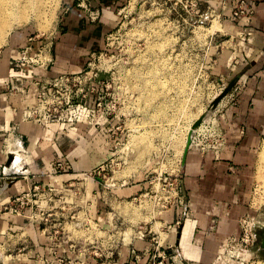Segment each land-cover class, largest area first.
Returning a JSON list of instances; mask_svg holds the SVG:
<instances>
[{
  "label": "crops",
  "instance_id": "obj_1",
  "mask_svg": "<svg viewBox=\"0 0 264 264\" xmlns=\"http://www.w3.org/2000/svg\"><path fill=\"white\" fill-rule=\"evenodd\" d=\"M67 1L70 11L57 32L47 36L15 35L0 52V162H7L1 152L4 130L17 126L19 136L24 137L33 149L29 167L34 175L30 180L19 177L13 182L0 183L3 202L13 200L35 184H52L56 190H69L74 187L75 179H83L80 173L98 168L112 155L110 124L102 121V125L95 127L82 123L77 131L67 132L60 124L43 127L37 123H24L23 110L36 103V97L23 98L8 91L15 75L9 61L19 58L25 47H30L32 54L46 47L47 58L53 60L47 70L35 69L29 75L23 74L28 81L81 71L91 54L104 48L106 36L119 26V9L126 3V0H89L91 7L100 11L99 19L93 22L79 6V0ZM198 1L204 12L212 9L219 14L224 29L232 35L234 51H227L220 61L223 63L229 58L236 64L231 69L221 64L217 72L223 75L229 69L230 73L234 71V77H240L237 85H241V90L233 89L215 113L226 140L222 150L217 154L194 145L190 148L175 178L177 195L161 203L155 218L162 233L153 231L146 240L137 242L135 239L149 253H144L142 260L135 262L130 243L113 252L99 251L96 247L84 251L86 243L83 239L73 238L74 230L61 231L55 239L43 232L38 222L0 214V264H148L150 250L157 246L156 242L168 249L167 264H216L227 239L240 236L242 216L264 218V209H255L252 203L257 159L264 141V0ZM240 6L245 7L248 14L253 10L250 21L248 14H234ZM225 55L228 58H224ZM235 94L239 100H235ZM56 160L70 162L76 176L57 174L47 177L46 172ZM145 186L142 179L123 185L118 189V199L127 200L142 194ZM105 188L96 181L89 183L94 198L88 209L93 219L104 220L103 223H106L109 204L105 198L97 199L96 194L101 196ZM71 190L74 194V188ZM65 194L59 195L60 198L66 197ZM185 203L192 213L178 226L177 222L187 211ZM55 214H59V209ZM168 226L172 227L168 229Z\"/></svg>",
  "mask_w": 264,
  "mask_h": 264
},
{
  "label": "rangeland",
  "instance_id": "obj_2",
  "mask_svg": "<svg viewBox=\"0 0 264 264\" xmlns=\"http://www.w3.org/2000/svg\"><path fill=\"white\" fill-rule=\"evenodd\" d=\"M66 2L49 0L45 14L37 19L32 17L12 30L0 52L15 35L47 36L57 32L70 11ZM119 10V26L106 36L104 48L93 52L101 56L88 61L95 71L105 75L104 79L108 77L106 84L110 87L107 98L111 120L107 123L111 128L112 155L105 162V178L99 183L96 181L99 185L107 183L101 196L96 194V198H105L109 210L101 230L84 228L76 234L83 240L92 238L101 249L107 241L113 249L122 246L125 237L124 243H133L141 229L162 233L155 221L161 208L158 209L157 202L159 198L177 195L175 178L182 169L184 142L190 128L200 117L217 118V108L211 109V106L233 81L231 91L241 90V85H237L240 77H234V71H229L236 62L228 55L224 56L228 61H220L227 51L234 50L232 35L224 29L219 14L206 11L201 19L186 0H126ZM215 22H219L218 27H213ZM221 64L230 67L223 75L217 72ZM234 98L239 100L237 94ZM263 148L264 141L259 150L252 193V203L260 211L264 209ZM166 177L173 186L165 187ZM140 179L146 186L138 199H133L135 196L118 199L121 186ZM252 216L256 220V241L248 259L241 256L237 261L245 259L248 261L245 264H264V218ZM66 229L74 230L70 225ZM219 256L216 264H238L236 257Z\"/></svg>",
  "mask_w": 264,
  "mask_h": 264
},
{
  "label": "built area",
  "instance_id": "obj_3",
  "mask_svg": "<svg viewBox=\"0 0 264 264\" xmlns=\"http://www.w3.org/2000/svg\"><path fill=\"white\" fill-rule=\"evenodd\" d=\"M187 4L199 14L200 18L204 17L203 9L198 0H186ZM79 6L84 8L91 21H96L100 17V11L91 7L89 0H79ZM208 13L213 15L214 10L208 9ZM236 16H247V10L245 7L240 6L234 11ZM253 10L248 14V20L250 21ZM48 50L46 47L41 48L37 53L32 54L30 47L22 49V55L17 59H11L9 61L10 67L14 70L15 75L12 83L8 86V91L14 95H20L25 98L30 95H35L36 103L27 105L23 110V122L24 123H37L45 127L49 124H60L64 131L75 132L79 129V125L87 123L93 126L102 125L101 122L105 121L107 124L110 121L111 109L108 105V90L109 85L108 77L104 79V74L99 73L92 68L91 62L88 63L85 69L74 73H64L56 77H44L36 78L28 81L23 74L29 75L31 71L35 69H49L53 60L47 58ZM101 55L97 53L91 54V60H96ZM125 101V100H124ZM124 115V114H123ZM122 115V116H123ZM5 137L1 152L7 157V162H0V183L4 181L13 182L15 179L22 177L26 180H30L34 175L29 165L32 160L33 149L27 145L24 137L19 136L18 127L14 126L10 129L4 130ZM199 139V143L196 141ZM226 143L225 135L220 128V122L217 118L203 120L200 130L195 131L193 134L192 145L198 146L204 151L214 150L217 154L222 150ZM12 146L17 149V153L8 150V147ZM23 155V159L17 167L18 169L8 171L14 165L17 160V155ZM106 164L100 165L98 168L80 173L83 179L74 180V195L73 193H67V197L59 198V195L64 194V190H56V188L49 184L47 186L35 184L31 185L27 192L15 197L13 200L3 202L0 197V214L15 215L19 217H25L29 222H38L41 225L43 232L52 235V238L57 239L61 231L67 230L66 226L70 225L74 228V236L77 237L76 232L80 229H96L101 228V221L93 219L88 209L93 200V195L89 189V183L91 181H98L105 178ZM74 175L73 166L68 161H53L50 168L46 172V176L52 178L54 175ZM169 178L164 179L165 187H171L174 183H168ZM102 187H107V183H100ZM67 189V191H72ZM69 196H72L68 198ZM136 195L133 199H138ZM173 196L159 198L157 202L158 209L161 207V203L167 202L172 199ZM60 200V205L57 201ZM156 200V199H155ZM186 204L187 211L184 212L183 218L177 222L176 225L180 226L184 224L191 216V207ZM160 206V207H159ZM59 209V214H55ZM103 224V223H102ZM172 226H168L170 229ZM256 220L252 215H244L240 219V236L238 238H230L224 243L221 254L228 255L231 258H235L237 261L241 256H249V251L256 241ZM105 233V232H104ZM153 230L141 229L138 234L135 235L137 242L146 240ZM100 237L98 239H101ZM122 245L126 241L123 238ZM75 242V241H74ZM83 250L89 251L96 247L101 251V248L95 246V240L92 238L84 239ZM106 242V241H105ZM132 244V253L135 257V262L142 260L146 249L141 247L139 243ZM99 244V241L97 242ZM157 246L150 250L148 264H167L168 249L162 247L159 242H156ZM155 244V245H156ZM103 250L113 252V249L109 245V242L102 244ZM75 245H72L74 247ZM172 248V247H170ZM98 256V253H95ZM248 259V257H247ZM232 261V260H230ZM238 264H245L248 261L238 260ZM80 264H83L80 262ZM232 264V263H230ZM234 264V263H233Z\"/></svg>",
  "mask_w": 264,
  "mask_h": 264
},
{
  "label": "bare ground",
  "instance_id": "obj_4",
  "mask_svg": "<svg viewBox=\"0 0 264 264\" xmlns=\"http://www.w3.org/2000/svg\"><path fill=\"white\" fill-rule=\"evenodd\" d=\"M48 1L49 0H0V49L6 43L7 38L12 32V30L19 27L23 23L28 22L29 20H31L32 17H35L37 19L42 15H44L45 14L44 8L46 7ZM218 26H219V22H215L213 27H218ZM201 127L202 124H200L194 130V132L200 130ZM191 130L192 128H190V131ZM188 137L186 142H184L186 145H187ZM8 150L17 153V149H15L12 146H9ZM261 151H262V157L264 158V148ZM23 158H24L23 155L18 154L15 164L16 163L19 164ZM148 163L149 161L147 162V164ZM16 168L17 165H14L13 169L15 170ZM8 171H10V169ZM1 193L2 190L0 189V194Z\"/></svg>",
  "mask_w": 264,
  "mask_h": 264
},
{
  "label": "water",
  "instance_id": "obj_5",
  "mask_svg": "<svg viewBox=\"0 0 264 264\" xmlns=\"http://www.w3.org/2000/svg\"><path fill=\"white\" fill-rule=\"evenodd\" d=\"M235 81H233L226 89L225 91L221 94L220 97H218L216 100H214L211 109H216L218 107V105L220 104V101L223 100V98L231 91L232 87L234 86ZM204 120L203 117H200L193 125L192 130L189 133V137H188V141H187V145L184 151V155H183V163H185L186 161V157L188 155V152L191 148L192 145V140H193V134H194V130L202 123V121ZM264 244V243H263Z\"/></svg>",
  "mask_w": 264,
  "mask_h": 264
},
{
  "label": "flooded vegetation",
  "instance_id": "obj_6",
  "mask_svg": "<svg viewBox=\"0 0 264 264\" xmlns=\"http://www.w3.org/2000/svg\"><path fill=\"white\" fill-rule=\"evenodd\" d=\"M262 238H263L262 247H263V250H264V244H263L264 243V234H263V237Z\"/></svg>",
  "mask_w": 264,
  "mask_h": 264
}]
</instances>
